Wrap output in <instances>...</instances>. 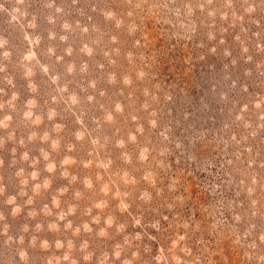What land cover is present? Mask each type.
Returning a JSON list of instances; mask_svg holds the SVG:
<instances>
[{"label":"clouds","instance_id":"obj_1","mask_svg":"<svg viewBox=\"0 0 264 264\" xmlns=\"http://www.w3.org/2000/svg\"><path fill=\"white\" fill-rule=\"evenodd\" d=\"M0 264H264V0H0Z\"/></svg>","mask_w":264,"mask_h":264}]
</instances>
